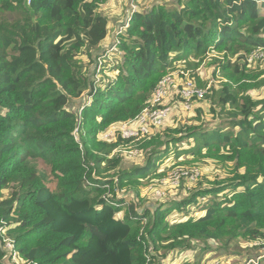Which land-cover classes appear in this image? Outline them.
Returning <instances> with one entry per match:
<instances>
[{
  "label": "trees",
  "instance_id": "trees-1",
  "mask_svg": "<svg viewBox=\"0 0 264 264\" xmlns=\"http://www.w3.org/2000/svg\"><path fill=\"white\" fill-rule=\"evenodd\" d=\"M106 2L0 0V264L11 261L4 235L24 264H147V250H163L165 260L198 244L228 250L239 238L263 249L264 95L248 92L264 87V70L248 57L264 48V0H176L135 12L120 57L106 67L114 76L95 89L89 68L108 35ZM212 53L214 73L227 79L202 98L212 121L199 108L192 124L178 121L139 142L146 163L121 167L123 152L110 155L131 140L99 133L138 117L175 62L195 70ZM185 154L226 173L207 183L182 179L187 195L174 205L142 206L140 188L167 175L165 160ZM192 205L202 213L190 215ZM173 207L189 217L172 222Z\"/></svg>",
  "mask_w": 264,
  "mask_h": 264
},
{
  "label": "rangeland",
  "instance_id": "rangeland-1",
  "mask_svg": "<svg viewBox=\"0 0 264 264\" xmlns=\"http://www.w3.org/2000/svg\"><path fill=\"white\" fill-rule=\"evenodd\" d=\"M138 5L141 8V12H147L149 10H151L155 5L159 4V3H167V4H172L174 2H176V0H136ZM3 14V13H2ZM4 15V14H3ZM109 33L111 34V30H109ZM114 47L109 46L103 53H101L100 57L105 56L106 55V61H105V66L107 65V67L112 66L111 63H114L115 59H118L120 57V54H118L119 52V48L115 51L112 50ZM102 52V51H101ZM96 53V51L94 52V54ZM100 52H97V54H99ZM117 53V54H116ZM213 56L214 54H210L209 56L205 57L204 60L201 62L200 66L195 69V70H189L186 69L187 64L186 61H181V62H175L173 65L175 66V69L173 72L179 73L180 71H189V73L191 75H193V77L197 80V81H201L202 84H208L209 81L213 82V86H215L216 89H220L222 86V82L223 81H227V79L223 78L220 70L218 71L219 73H217V75L214 73V71L216 70V64H213ZM79 59L83 62H85L86 64L89 63V59L86 55H82L79 57ZM108 60H112V61H108ZM191 62L195 61L192 57L189 59ZM250 65L251 68L253 69H258L259 71L264 70V52L263 51H259L256 52L254 55V58L250 61ZM94 68V69H93ZM185 68V69H184ZM93 69V70H92ZM90 73L92 75V78L95 79V82L100 83L98 88H102V83L104 82V80L107 81V78H111L114 76V73L110 72V74H105L102 73L100 75H98V73L96 74L95 72L97 71L96 68V63H95V67L93 66V64H90ZM92 70V71H91ZM118 73V72H117ZM115 72V74H117ZM264 76V75H262ZM105 81V82H106ZM104 82V83H105ZM252 97L256 98V99H260L263 98L264 95V87L258 88V89H252L248 92ZM210 100L206 99H202L201 101H193V105L192 108L190 109H185L183 107H179L176 110H174V112L171 114L170 118L165 122V124L161 127V128H156V131H159L158 134L162 131L163 128H166L168 126H172V125H176L177 127L179 126V122L178 121H192L190 122L191 124L194 122L196 116L198 115L197 110L201 107H204L205 109H203L206 114H205V119L206 120H211L212 121V111H210V104H209ZM80 102L76 103L77 105ZM89 104V103H87ZM114 141V140H113ZM193 140H190V145L192 144ZM133 145L132 142L125 144V145H120L119 147H117L113 152L112 155L114 154H118L117 152L119 151V148H125L127 149V146H131ZM187 142H182L179 144L181 149H186L189 148L190 146ZM129 149V148H128ZM123 164L121 167H123L124 169H129V168H133V167H139L140 165H143L144 163H146V156L143 154V152H141L139 150L138 154L135 156H131L129 153H125L123 152ZM194 157L192 156H188V155H184L179 157L177 160H175L173 157H171L170 159H167L164 161V163L162 164L163 168H167V173L171 172V170H173L176 167H173L174 163H180V162H185L186 160H189V164L187 163V165H179L178 168H185V169H191V168H195V167H199L201 169V178L199 177V179L202 180L203 183H207L209 181H213L215 178H217L219 175H224L226 172L224 170V168L222 169L218 162L211 160L209 158H203L201 161H193ZM172 167V168H170ZM170 168V169H169ZM198 179V180H199ZM194 181L195 183L198 181ZM182 182V181H181ZM187 184V183H186ZM192 183H188V185H192ZM12 189L9 188L7 190L4 191V196L7 197L11 194ZM121 194H124V196H133L134 193L133 192H128L126 190L122 191ZM140 198H137V200H142L141 205L142 206H150V207H154V208H161L164 207V205H174L175 202H180V200H182L183 198H186L187 195V191L186 192H182L180 190V188L178 187H171L168 188L166 191V196L161 198V199H157L156 196L154 195V193H152L151 191V185L148 186H143L142 188H140ZM203 202L205 201L204 199H202ZM207 204V203H206ZM205 204V205H206ZM202 205H204V203H202ZM190 211V215H200L202 212H200L197 208L195 209V207L192 205L189 207ZM153 213V212H152ZM187 214V211L184 209L179 210L176 207H173V209H171L169 215H168V219L171 220L172 222H177V221H181L186 219L187 217H189L188 215H184L182 216V214ZM123 214V212L120 213V216ZM4 235V232H3ZM4 237H6V235H4ZM11 240H13L10 237H7ZM14 241V240H13ZM5 242V240H4ZM205 246L204 244H198V246L196 245L194 250L191 251H187L185 250L184 256L186 257L187 255H190V260H197L199 257H201V255L203 253H206V256L208 257L209 255H211L210 257H212L213 259L219 258L221 259V261L224 264H243L249 257L251 256H255L258 252H260L261 254V249L260 248H253V249H249L253 246V242L252 241H247L245 238H239L237 241L233 242L232 245L230 246V248L228 250H218L216 251V247L214 246L213 249L207 251L202 249ZM253 250V251H252ZM256 250V251H255ZM17 251V250H16ZM156 256L154 258L151 259L152 264H161L163 261L165 262V264H177V261H182V259H179L180 255L177 257L179 252H174L172 254H169L165 260L162 259V255L161 253L164 254L163 250L159 251L161 253H158V251H156ZM16 255V260L14 261H10V264H24V262L18 257V251ZM251 259V258H250ZM190 261V262H191Z\"/></svg>",
  "mask_w": 264,
  "mask_h": 264
},
{
  "label": "built area",
  "instance_id": "built-area-1",
  "mask_svg": "<svg viewBox=\"0 0 264 264\" xmlns=\"http://www.w3.org/2000/svg\"><path fill=\"white\" fill-rule=\"evenodd\" d=\"M139 10L140 6L138 3L134 0H131L126 13V20L117 28L115 32V40L112 44L114 48L112 50L115 49L116 51L118 49L121 35L126 33L128 27L131 24L134 13ZM259 51L264 52V48L257 49L248 57V60L251 61L254 58L255 53ZM103 52H100V55ZM105 57L106 55L98 57L97 59L96 68L98 75L103 73L102 70L105 74H110V72L106 69L107 65L105 66V61L107 60ZM212 85L213 82L209 81L208 84L200 86L197 80L191 76L189 71L184 72L182 70L179 73L170 72L159 81L157 87L154 89L151 95L148 106L138 117H136L134 120L108 127L99 133L98 138L100 140L112 142L117 137L116 135L120 134L122 138L130 139L133 145L130 147L127 146V149L119 148V151L129 153L131 156H135L139 152V142L145 141L146 139L157 135L160 130L156 131V128H161L177 108H192L193 101L204 98ZM97 87L98 86H96L95 89ZM80 124L74 131L77 141L80 140ZM135 142L137 143L135 144ZM200 176L201 169L199 167H193L191 169L177 167L171 170V172H168L165 177L156 183V185H151V191L156 197L161 199L166 196L165 194L168 188L179 187L182 183V179L187 180L188 183H192ZM4 240V246L6 249H8V256L11 258L9 259L15 262V254H17L15 243L13 240L7 237H4ZM261 250L262 251L260 255L256 257L252 256L251 259L248 258L244 264H257L263 256L262 252H264V248H261ZM184 253L185 250L178 253L177 257L180 255L179 259H182V261H177V264H224L219 258L215 257L213 259L210 257L211 255L207 257L206 253H203L197 260L191 261L190 255L185 257ZM152 254L156 256L155 250H147L145 252L148 261L147 264H150ZM161 264H165V262L163 261Z\"/></svg>",
  "mask_w": 264,
  "mask_h": 264
},
{
  "label": "crops",
  "instance_id": "crops-1",
  "mask_svg": "<svg viewBox=\"0 0 264 264\" xmlns=\"http://www.w3.org/2000/svg\"><path fill=\"white\" fill-rule=\"evenodd\" d=\"M130 2L131 0H107L106 4L101 8L104 14L109 18V26L108 35L103 40L102 45L97 52H103L114 43L115 32L117 28L126 20V13ZM109 30H111V34L109 33Z\"/></svg>",
  "mask_w": 264,
  "mask_h": 264
},
{
  "label": "clouds",
  "instance_id": "clouds-1",
  "mask_svg": "<svg viewBox=\"0 0 264 264\" xmlns=\"http://www.w3.org/2000/svg\"><path fill=\"white\" fill-rule=\"evenodd\" d=\"M140 10H141V8H140Z\"/></svg>",
  "mask_w": 264,
  "mask_h": 264
}]
</instances>
